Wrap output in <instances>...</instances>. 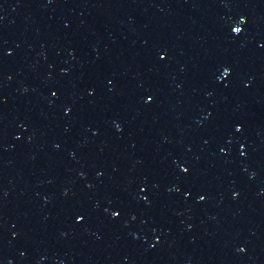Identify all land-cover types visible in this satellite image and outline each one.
<instances>
[{"label": "water", "instance_id": "obj_1", "mask_svg": "<svg viewBox=\"0 0 264 264\" xmlns=\"http://www.w3.org/2000/svg\"><path fill=\"white\" fill-rule=\"evenodd\" d=\"M264 76V0H0V136Z\"/></svg>", "mask_w": 264, "mask_h": 264}]
</instances>
